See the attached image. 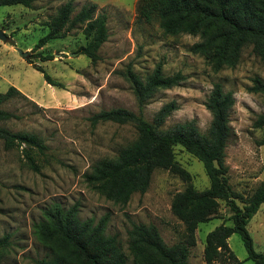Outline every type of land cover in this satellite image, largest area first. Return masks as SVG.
Here are the masks:
<instances>
[{
	"label": "rangeland",
	"instance_id": "rangeland-1",
	"mask_svg": "<svg viewBox=\"0 0 264 264\" xmlns=\"http://www.w3.org/2000/svg\"><path fill=\"white\" fill-rule=\"evenodd\" d=\"M68 2L72 15L93 4L96 14L106 16L108 36L98 50L95 64L77 52L87 41L83 26L33 49L49 31L48 24L57 9ZM137 2L35 0L31 9L0 6V31L7 37L0 40V93L13 86L28 99L15 97L7 102L3 108L16 118L1 125L11 132L33 133L46 147L43 154L32 150L34 170L22 152L25 145L5 149L0 140V238L8 236L0 264H35L47 256V249L33 236L32 225L54 203L63 209L77 204L80 221L91 219L97 223L107 216L105 232L117 236L127 256L126 264H132L127 251V231L132 224H153L168 246L184 239V226L170 210L173 195L186 186L177 176L154 170L147 190L132 194L124 206L106 200L84 181L91 166L100 159L114 157L119 148L136 137L131 125L102 122L92 126L88 120L111 108L138 113L127 71L144 80L159 65L164 76L182 75L178 86L157 90L142 107L144 119L152 122L164 104H175L176 109L165 119L162 129L193 120L198 130L207 134L211 116L204 104L212 85L219 83L225 92H231L232 134L225 149L229 185L246 198L264 181V128H252L255 117L264 112V95L248 91L254 78L264 85V63L246 47L234 68L215 72L201 56L189 51L199 41L197 36L164 35L157 22L146 23L138 18ZM40 55H51L52 59L42 61ZM34 67L43 69L63 88L46 84ZM172 150L174 160L189 173L190 184L196 190L208 188L201 163L179 146ZM230 215L225 202L219 201L214 218L200 223L195 231L188 264H205L206 235L221 224L230 226ZM247 231L254 250L264 253V205L248 222ZM227 242L241 264H253L246 260L238 234L231 235Z\"/></svg>",
	"mask_w": 264,
	"mask_h": 264
},
{
	"label": "trees",
	"instance_id": "trees-1",
	"mask_svg": "<svg viewBox=\"0 0 264 264\" xmlns=\"http://www.w3.org/2000/svg\"><path fill=\"white\" fill-rule=\"evenodd\" d=\"M35 0H0V6L21 5L31 9ZM137 16L146 23L155 21L164 35L187 34L197 36L189 51L201 56L213 71L234 68L242 50L251 53L264 63V0H138ZM70 2L60 6L51 18L49 31L38 39L33 49H39L49 40L77 26H83L86 43L77 52L95 64L98 50L107 39L106 16L96 14V6L82 7L75 15ZM39 54V53H38ZM41 56V55H40ZM42 61L51 55L41 56ZM27 60V59H26ZM27 63H31L27 60ZM43 75L46 84L62 89L40 67H34ZM135 96L138 113L111 108L89 117L92 126L111 122L131 125L136 137L119 148L112 158L97 161L84 174L85 183L96 193L118 205H126L134 193L143 194L156 169L166 170L186 183L184 189L173 195L171 213L184 226V239L171 246L165 244L153 224H132L127 231V251L132 264H188L190 248L195 246V231L200 223L214 218L218 202H225L231 211V225L221 224L209 232L204 241L205 264H241L228 246V239L238 234L246 251V260L264 264V253L256 252L247 231V224L264 205V181L246 198L232 191L229 185L225 149L232 134L229 110L234 105L231 92H225L214 83L204 104L211 122L207 134L201 133L193 120L162 129L165 119L176 109L173 102L164 104L152 122L144 119L143 105L159 89L178 86L182 75L164 76L160 66L140 80L131 71L126 72ZM249 92L264 95V85L259 78L253 79ZM15 97L28 100L13 86L0 93V140L5 149L25 145L24 157L32 169H36L32 150L43 154L46 149L33 133L11 132L2 123L16 118L3 106ZM32 102V101H31ZM252 128H264V112L252 122ZM179 146L195 157L202 165L209 186L196 190L190 184V175L174 160L173 147ZM241 203L239 205L238 203ZM78 205L63 209L54 203L42 213V219L32 225L33 236L44 245L48 254L35 264H126L127 256L116 235L105 232L107 216L97 223L88 219L80 221ZM8 246V236L0 238V260Z\"/></svg>",
	"mask_w": 264,
	"mask_h": 264
},
{
	"label": "water",
	"instance_id": "water-1",
	"mask_svg": "<svg viewBox=\"0 0 264 264\" xmlns=\"http://www.w3.org/2000/svg\"><path fill=\"white\" fill-rule=\"evenodd\" d=\"M6 38H7L6 35H4V33L2 31H0V40L5 41ZM23 55L25 56L26 54H23Z\"/></svg>",
	"mask_w": 264,
	"mask_h": 264
},
{
	"label": "crops",
	"instance_id": "crops-1",
	"mask_svg": "<svg viewBox=\"0 0 264 264\" xmlns=\"http://www.w3.org/2000/svg\"><path fill=\"white\" fill-rule=\"evenodd\" d=\"M27 97V96H26Z\"/></svg>",
	"mask_w": 264,
	"mask_h": 264
}]
</instances>
